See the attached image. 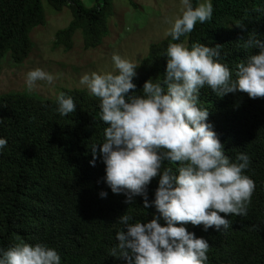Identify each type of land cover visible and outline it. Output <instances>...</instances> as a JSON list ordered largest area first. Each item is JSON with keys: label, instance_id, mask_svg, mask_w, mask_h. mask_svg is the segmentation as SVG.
Wrapping results in <instances>:
<instances>
[{"label": "trees", "instance_id": "16d2710c", "mask_svg": "<svg viewBox=\"0 0 264 264\" xmlns=\"http://www.w3.org/2000/svg\"><path fill=\"white\" fill-rule=\"evenodd\" d=\"M44 1L56 12L68 8L72 14L69 26L56 34L57 46L70 51L80 32L84 49L94 50L108 36L114 0L98 1L92 8L81 0H0V73L6 57L18 66L31 55V33L46 20ZM191 2L195 7L201 0ZM211 3V20L197 22L179 41L169 35L149 48L133 78L135 95L143 94L149 79L163 81L169 43L222 45L219 60L229 67L233 79L239 63L259 54V48L244 45L253 33L264 41V0ZM62 92L77 105L67 116L58 112V98L0 96V138L8 141L0 149V248L7 250L23 241L55 249L61 264H128L110 255L118 244L117 233L125 229L119 217L127 212L133 218L129 223H148L159 213L154 205L143 207V196L134 197L130 205L125 194L112 192L102 154L98 153L95 166L90 163V145L102 147L108 126L101 119L100 99L86 90ZM199 107L208 109L207 122L231 162H238L239 153L249 155L243 174L254 180L255 190L246 216L221 213L231 221L228 229L213 226L205 231L202 224L191 223L177 226L209 242L207 264H264V98L252 99L239 91L218 96L205 85L200 89ZM178 163L163 161L160 174L147 186L149 202L155 200L164 169L171 167L178 176ZM101 192L107 196L102 198ZM160 223L166 226L163 218Z\"/></svg>", "mask_w": 264, "mask_h": 264}, {"label": "clouds", "instance_id": "9594fccd", "mask_svg": "<svg viewBox=\"0 0 264 264\" xmlns=\"http://www.w3.org/2000/svg\"><path fill=\"white\" fill-rule=\"evenodd\" d=\"M182 5V16L174 20L167 33L173 41L191 33L197 22L204 23L213 16L211 0L195 7L191 0H182ZM221 47L198 42L189 47L187 41L169 43L163 81L149 79L142 95L134 92L137 64L118 54L112 56L116 73L92 72L81 78L80 84L100 99L101 119L108 125L102 147L90 145V163L95 166L98 153L102 154L105 180L112 192L125 194V203L130 205L134 197L143 196V207L154 205L159 213L148 223H129L133 218L127 212L119 217L125 229L117 233L118 244L111 249V256L128 264H207L209 242L177 225L202 224L205 231L213 226L228 229L231 221L226 215H247L255 190L254 180L243 174L250 157L239 153L238 162L230 161L207 122L208 109L199 107V95L207 85L218 96L239 91L252 99L264 98V41L256 39L255 33L249 36L244 47L260 51L237 65L235 79L219 60ZM53 79L39 68L31 70L27 89L32 91L37 81L51 84ZM76 106L71 96L59 94L60 115L74 113ZM7 144L6 138H0V149ZM165 160L173 165L179 162V174H173L171 167L164 169L155 200L149 202L147 186L160 174ZM100 195L106 197L107 192ZM161 218L166 226L161 225ZM0 264H61V257L53 248L21 241L7 250L0 248Z\"/></svg>", "mask_w": 264, "mask_h": 264}, {"label": "rangeland", "instance_id": "374dc122", "mask_svg": "<svg viewBox=\"0 0 264 264\" xmlns=\"http://www.w3.org/2000/svg\"><path fill=\"white\" fill-rule=\"evenodd\" d=\"M92 8L101 0H81ZM204 0H201V3ZM46 20L31 33L33 50L22 65H15L10 57L3 61L0 73V96L18 93L36 95L44 99H57L63 90H86L80 80L84 75L116 73L113 54H118L137 65L147 56L149 48L169 35L176 18L182 16V0H114L113 14L108 22L109 34L102 45L94 50L84 49L83 38L78 32L70 51L56 45L57 32L66 29L72 21L70 9L53 10L43 2ZM166 20L168 22H166ZM41 69L51 74V84L37 81L27 89V73Z\"/></svg>", "mask_w": 264, "mask_h": 264}]
</instances>
